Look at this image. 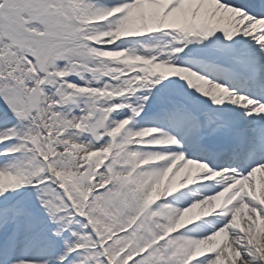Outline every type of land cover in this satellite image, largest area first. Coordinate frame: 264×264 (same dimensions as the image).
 <instances>
[{
	"label": "snow or ice",
	"instance_id": "1",
	"mask_svg": "<svg viewBox=\"0 0 264 264\" xmlns=\"http://www.w3.org/2000/svg\"><path fill=\"white\" fill-rule=\"evenodd\" d=\"M0 264H264V0H0Z\"/></svg>",
	"mask_w": 264,
	"mask_h": 264
}]
</instances>
